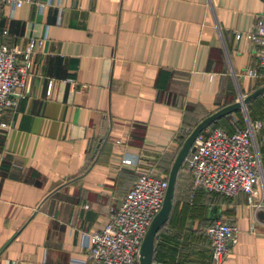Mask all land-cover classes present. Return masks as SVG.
I'll list each match as a JSON object with an SVG mask.
<instances>
[{"label": "crops", "instance_id": "1", "mask_svg": "<svg viewBox=\"0 0 264 264\" xmlns=\"http://www.w3.org/2000/svg\"><path fill=\"white\" fill-rule=\"evenodd\" d=\"M34 1L0 2V42H34L25 85L1 117L0 264H75L83 234L104 225L139 172L169 178L198 122L263 84L243 73L257 65L254 44L235 34L253 28L264 0ZM190 185L183 160L153 258L178 264L158 244L162 228L205 233L220 218L236 227L221 264H264V183L259 207L244 191L191 195ZM181 198L191 207H173Z\"/></svg>", "mask_w": 264, "mask_h": 264}, {"label": "built area", "instance_id": "2", "mask_svg": "<svg viewBox=\"0 0 264 264\" xmlns=\"http://www.w3.org/2000/svg\"><path fill=\"white\" fill-rule=\"evenodd\" d=\"M25 0H0L11 10ZM31 1V0H29ZM51 0H35L43 9ZM245 35L254 44L256 66L247 67L244 74L264 83V11L259 14L251 30L238 31V38ZM33 44L30 42L19 50L15 45L0 42V125L7 109L15 106L16 96L21 94L25 78L32 62ZM21 61L17 62V55ZM242 94V93H241ZM245 94V93H244ZM242 94V96L244 95ZM264 126V120L249 117L243 126L227 130L214 126L200 131L194 138V149L185 158L191 173L190 194L197 188L233 195L246 193L247 202L259 207L258 185L264 183V167L255 132ZM124 162H135L130 156H123ZM136 163V162H135ZM168 178L141 171L122 200L108 208L104 225L90 233H84L82 245L85 257L75 264H140V246L144 234L154 215L160 210ZM235 226L223 219H216L206 226L211 245L210 264H221L229 255L230 243L234 240ZM151 264H171L153 258Z\"/></svg>", "mask_w": 264, "mask_h": 264}, {"label": "rangeland", "instance_id": "3", "mask_svg": "<svg viewBox=\"0 0 264 264\" xmlns=\"http://www.w3.org/2000/svg\"><path fill=\"white\" fill-rule=\"evenodd\" d=\"M260 85L261 84L257 83L256 86ZM256 86L254 88H256ZM237 91L236 99L241 98L242 94H244L238 89ZM250 116L264 117V92L248 100L244 106H241L233 114H230V118L226 120H228V122L231 120L232 123H230L232 125L238 126L242 125ZM255 140L258 148L263 149L264 130L259 129L256 131ZM262 161L264 164V156H262ZM184 198H186L185 194ZM173 207L190 208L191 205L186 199L182 200L181 198ZM158 244L167 247L173 254V259L180 264H205L208 258V240L204 233V228H195L194 231H191L190 228H162Z\"/></svg>", "mask_w": 264, "mask_h": 264}, {"label": "water", "instance_id": "4", "mask_svg": "<svg viewBox=\"0 0 264 264\" xmlns=\"http://www.w3.org/2000/svg\"><path fill=\"white\" fill-rule=\"evenodd\" d=\"M264 92V83L260 86H257L249 93L244 94L241 98H237L234 101L221 106L219 109L210 113L208 116L203 118L198 124L193 128V130L188 135L183 148L180 150L176 162L172 168L171 174L168 178V185L166 187L163 204L160 210L154 215L152 221L150 222L141 246H140V264H151L153 259V253L155 248V235L160 225L164 223L169 215V211L172 205V197L174 191V181H175V172L177 166L184 160L186 154L189 150L194 149V138L201 131V129L211 122L213 119L219 117L222 114L230 112L238 107L244 106V104L251 99L253 96H256Z\"/></svg>", "mask_w": 264, "mask_h": 264}, {"label": "trees", "instance_id": "5", "mask_svg": "<svg viewBox=\"0 0 264 264\" xmlns=\"http://www.w3.org/2000/svg\"><path fill=\"white\" fill-rule=\"evenodd\" d=\"M259 95V94H258ZM258 95H256V96H258ZM256 96H253L252 98H255ZM251 98V99H252ZM251 120H254V119H257V118H260V119H263L264 120V117H249ZM226 119H228L227 117H223V118H221V120L219 121V122H216V123H214L213 124V126H222V127H224V128H227V130H233V128H234V126H231V123H230V121L228 122V120H226ZM244 125V123L242 124V125H238V126H243ZM264 130V126L263 127H261L260 128V130ZM256 133V132H255ZM258 150H259V154H260V156H261V159H262V156H264L263 154H264V148L263 149H259L258 148ZM263 153H262V152ZM197 189H202V190H204L205 192H208V193H215L214 191H207V190H205V189H203V188H197ZM218 193V192H217ZM193 194V193H192ZM191 194V195H192ZM192 198V197H191ZM214 220H216V219H213V220H211L210 222H208V224H210L211 222H213ZM207 224V225H208ZM160 234H161V231L157 234V238L158 237H160ZM205 235H206V237H207V233H206V228H205ZM207 239H208V237H207ZM208 241H209V253H208V258H207V261H206V263L205 264H210V261H211V245H210V240L208 239ZM156 258V257H155ZM178 264H180V263H178Z\"/></svg>", "mask_w": 264, "mask_h": 264}]
</instances>
